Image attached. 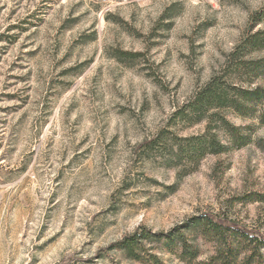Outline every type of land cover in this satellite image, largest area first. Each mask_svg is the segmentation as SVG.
<instances>
[{
  "label": "rangeland",
  "instance_id": "rangeland-1",
  "mask_svg": "<svg viewBox=\"0 0 264 264\" xmlns=\"http://www.w3.org/2000/svg\"><path fill=\"white\" fill-rule=\"evenodd\" d=\"M262 9L264 0H0V264H140L111 246L203 215L264 238V201H249L264 196V125L224 111L250 142L184 176L165 152L173 136L204 133V122L174 114ZM160 131L166 141L151 143ZM185 236L200 260L212 253L198 232ZM142 250L180 264L155 244Z\"/></svg>",
  "mask_w": 264,
  "mask_h": 264
},
{
  "label": "trees",
  "instance_id": "trees-1",
  "mask_svg": "<svg viewBox=\"0 0 264 264\" xmlns=\"http://www.w3.org/2000/svg\"><path fill=\"white\" fill-rule=\"evenodd\" d=\"M263 20L264 9L251 17L246 36L227 56L223 67L175 112V116L191 125L204 122L205 131L197 136H173V143L165 150L167 167L183 170L184 176L195 170L206 156L247 145L249 138L240 133L241 128L227 120L226 110L242 118L253 117L264 125V87L256 82L264 78V57L242 61L239 53L244 47L249 51L264 49V30L251 33ZM218 130L226 133L227 142L220 140L216 133ZM166 139V132L160 131L151 143L162 144ZM257 199L250 198L249 201H264V196L258 195ZM189 231L198 232L213 243V251L206 259L200 260V249L186 239ZM249 235L245 228L233 222L203 215L193 217L189 223L178 225L168 232L152 233L139 228L111 248L140 264H164L157 254L142 250L144 242L155 244L163 252L174 255L180 264H264V238Z\"/></svg>",
  "mask_w": 264,
  "mask_h": 264
}]
</instances>
